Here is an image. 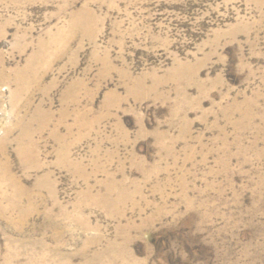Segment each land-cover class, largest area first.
Here are the masks:
<instances>
[{
    "label": "rangeland",
    "instance_id": "1",
    "mask_svg": "<svg viewBox=\"0 0 264 264\" xmlns=\"http://www.w3.org/2000/svg\"><path fill=\"white\" fill-rule=\"evenodd\" d=\"M0 75V264H264V0H0Z\"/></svg>",
    "mask_w": 264,
    "mask_h": 264
},
{
    "label": "bare ground",
    "instance_id": "2",
    "mask_svg": "<svg viewBox=\"0 0 264 264\" xmlns=\"http://www.w3.org/2000/svg\"><path fill=\"white\" fill-rule=\"evenodd\" d=\"M90 17L91 14L90 13H85V14H75L73 16V22H82V24H87L89 21L90 22ZM41 54L37 53L31 56V58L29 59L28 63L25 66V69L23 72L19 73L18 75V80L20 81V83H23L25 85V82L27 84V86L30 85L31 82H35L38 83L40 81V74H37V67H36V63L39 62L38 59H41ZM24 75L26 76V81H24ZM3 81L2 76L0 75V83ZM17 81V80H16ZM38 115V114H37ZM47 120V119H46ZM32 153L35 154L34 152V147L32 149ZM121 199V198H120Z\"/></svg>",
    "mask_w": 264,
    "mask_h": 264
}]
</instances>
